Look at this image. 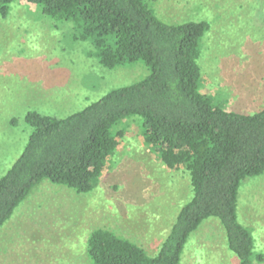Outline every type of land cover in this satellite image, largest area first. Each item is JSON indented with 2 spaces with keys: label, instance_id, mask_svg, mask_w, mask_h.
Wrapping results in <instances>:
<instances>
[{
  "label": "rangeland",
  "instance_id": "374dc122",
  "mask_svg": "<svg viewBox=\"0 0 264 264\" xmlns=\"http://www.w3.org/2000/svg\"><path fill=\"white\" fill-rule=\"evenodd\" d=\"M148 1L167 23L209 22L199 59L204 94L228 111L264 109V0ZM24 4L0 16V178L28 141V112L67 117L148 74L142 63L100 67L87 56L89 43L75 41L72 24ZM124 129L119 151L93 192L80 195L49 181L31 191L0 229V264H92L87 238L97 228L157 254L162 230L170 229L192 197L189 176L184 168L168 169L151 152L137 122ZM237 215L254 238L255 253L264 255V176L243 182ZM180 264L239 260L221 222L209 218L190 236Z\"/></svg>",
  "mask_w": 264,
  "mask_h": 264
},
{
  "label": "trees",
  "instance_id": "16d2710c",
  "mask_svg": "<svg viewBox=\"0 0 264 264\" xmlns=\"http://www.w3.org/2000/svg\"><path fill=\"white\" fill-rule=\"evenodd\" d=\"M23 2L72 24L75 41L89 43L87 56L100 67L142 63L148 74L67 117L27 113L28 141L0 178V229L44 181L80 195L93 192L119 151L124 127L135 121L144 144L168 169H185L192 197L162 230L156 255L97 228L87 238L91 263L180 264L190 236L209 218L221 222L239 264L263 263L237 209L243 182L264 176V109L228 111L202 92L199 59L209 22L167 23L148 0H0V16Z\"/></svg>",
  "mask_w": 264,
  "mask_h": 264
}]
</instances>
